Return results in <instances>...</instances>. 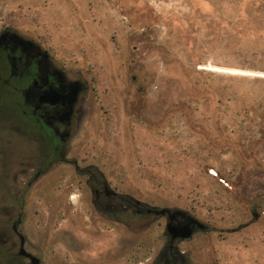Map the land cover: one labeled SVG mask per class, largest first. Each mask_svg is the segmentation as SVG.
<instances>
[{
  "label": "rangeland",
  "instance_id": "rangeland-1",
  "mask_svg": "<svg viewBox=\"0 0 264 264\" xmlns=\"http://www.w3.org/2000/svg\"><path fill=\"white\" fill-rule=\"evenodd\" d=\"M5 27L88 84L70 159L98 169L129 206L206 224L179 246L192 264H264V199L255 194L264 173V0H0ZM17 104L0 82V152L25 151L30 166L46 168L53 160L36 144H4L20 141L9 128ZM19 162L11 179L24 171ZM46 171L26 194L28 234L47 247L46 264H155L163 220L109 221L73 167Z\"/></svg>",
  "mask_w": 264,
  "mask_h": 264
},
{
  "label": "flooded vegetation",
  "instance_id": "flooded-vegetation-1",
  "mask_svg": "<svg viewBox=\"0 0 264 264\" xmlns=\"http://www.w3.org/2000/svg\"><path fill=\"white\" fill-rule=\"evenodd\" d=\"M0 82L9 85L18 97L17 120H10L9 128L20 136V141L19 144L10 141L4 144L13 145L12 149L20 144L22 147L36 144L42 156L53 160L46 168L45 163L41 167L30 166L25 151L23 154L0 152V264H46L43 256L47 247L40 246L28 234L26 194L52 164L74 168L77 183L83 182L94 211L107 220L124 224L123 218L128 213L138 219L163 220L164 232L157 238L155 264H192L190 253L180 251L179 246L193 240L198 233L207 232L206 224L179 210L156 209L137 201H132L129 206L124 200L128 197L110 189L98 169L80 167L76 160L68 157L67 146L80 120L82 103L88 92L86 81L69 77L48 51L5 27L0 31ZM23 148L29 151L27 146ZM17 158L20 159L18 166L24 171L14 174L11 179V169L17 167ZM4 166L7 170L1 168ZM255 179V194L263 200L264 173L256 174ZM184 228L190 231L187 239L180 235Z\"/></svg>",
  "mask_w": 264,
  "mask_h": 264
},
{
  "label": "bare ground",
  "instance_id": "bare-ground-1",
  "mask_svg": "<svg viewBox=\"0 0 264 264\" xmlns=\"http://www.w3.org/2000/svg\"><path fill=\"white\" fill-rule=\"evenodd\" d=\"M226 73L229 74H240V75H252L250 72H246V71H235V70H227L225 71ZM255 75V74H254ZM262 77H264V75H262Z\"/></svg>",
  "mask_w": 264,
  "mask_h": 264
},
{
  "label": "water",
  "instance_id": "water-1",
  "mask_svg": "<svg viewBox=\"0 0 264 264\" xmlns=\"http://www.w3.org/2000/svg\"><path fill=\"white\" fill-rule=\"evenodd\" d=\"M164 210H161V212H163ZM181 237L183 239H187L190 237V231L188 228H184L183 231L180 233Z\"/></svg>",
  "mask_w": 264,
  "mask_h": 264
}]
</instances>
